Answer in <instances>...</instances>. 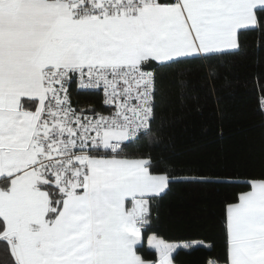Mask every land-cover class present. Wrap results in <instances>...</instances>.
Wrapping results in <instances>:
<instances>
[{
    "label": "snow or ice",
    "instance_id": "6c2138e0",
    "mask_svg": "<svg viewBox=\"0 0 264 264\" xmlns=\"http://www.w3.org/2000/svg\"><path fill=\"white\" fill-rule=\"evenodd\" d=\"M250 33L264 46V0H0V248L10 264H174L177 249L206 246L153 231L176 182L236 189L223 203V253L207 264H264V172L178 178L129 153L154 136L163 69L238 55Z\"/></svg>",
    "mask_w": 264,
    "mask_h": 264
},
{
    "label": "trees",
    "instance_id": "16d2710c",
    "mask_svg": "<svg viewBox=\"0 0 264 264\" xmlns=\"http://www.w3.org/2000/svg\"><path fill=\"white\" fill-rule=\"evenodd\" d=\"M263 98L264 46L258 34L250 33L238 55L163 69L154 136L129 153L150 155L178 178L212 175L245 180L259 175L264 172ZM76 99L81 105L100 103L97 96ZM235 191L223 184L171 185L154 209L153 231L170 242L203 240L206 245L177 249L175 264H207L222 255L223 203ZM0 264H10L2 248Z\"/></svg>",
    "mask_w": 264,
    "mask_h": 264
},
{
    "label": "built area",
    "instance_id": "2783aa9c",
    "mask_svg": "<svg viewBox=\"0 0 264 264\" xmlns=\"http://www.w3.org/2000/svg\"><path fill=\"white\" fill-rule=\"evenodd\" d=\"M262 105H263V107H264V98L262 99Z\"/></svg>",
    "mask_w": 264,
    "mask_h": 264
},
{
    "label": "crops",
    "instance_id": "0c3cea01",
    "mask_svg": "<svg viewBox=\"0 0 264 264\" xmlns=\"http://www.w3.org/2000/svg\"><path fill=\"white\" fill-rule=\"evenodd\" d=\"M178 244H182V243H178ZM175 264V263H174Z\"/></svg>",
    "mask_w": 264,
    "mask_h": 264
}]
</instances>
